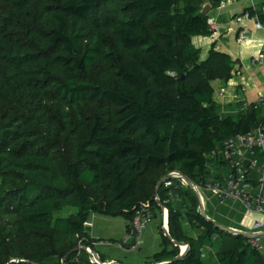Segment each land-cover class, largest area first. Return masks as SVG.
Listing matches in <instances>:
<instances>
[{
	"label": "trees",
	"instance_id": "16d2710c",
	"mask_svg": "<svg viewBox=\"0 0 264 264\" xmlns=\"http://www.w3.org/2000/svg\"><path fill=\"white\" fill-rule=\"evenodd\" d=\"M207 1L215 8L222 0H0V68L15 70L5 85L0 79V170L22 171L0 190V264H91L74 249L98 241L88 233L92 214L123 217L126 230L146 203L159 215L160 170L178 168L195 184L222 178L208 175V155L264 127L263 107L241 103L224 116L214 101L213 81L239 70L215 44L203 59L193 42L212 36L201 12ZM110 2L108 31L97 15ZM263 9L245 13L264 21ZM28 71L46 75L53 90L41 95L39 83L21 77ZM186 188L176 184L167 207L169 233L188 243L187 254L175 261L180 247L162 233V248L144 264H207L206 243L225 236L218 264H264L250 238L206 219L196 194L182 197ZM167 193L162 186L158 195ZM65 206L76 213L53 220ZM184 225L202 234L188 236Z\"/></svg>",
	"mask_w": 264,
	"mask_h": 264
},
{
	"label": "built area",
	"instance_id": "2783aa9c",
	"mask_svg": "<svg viewBox=\"0 0 264 264\" xmlns=\"http://www.w3.org/2000/svg\"><path fill=\"white\" fill-rule=\"evenodd\" d=\"M226 2L227 0H222L219 8L224 7ZM249 18L252 17L248 13H244L237 20L242 23ZM208 23L212 31V37L215 38L218 33L215 19L210 16ZM256 28L264 30V21H260L258 17ZM242 33H245V31H242ZM262 57V54L258 55L254 61H260ZM250 106L264 108V97L254 103H242L243 109H247ZM208 157L225 163L229 172L222 178L210 177L201 184L193 183L191 188L202 197L203 202L202 190L215 198L221 206L231 203L239 204L246 210L248 217L259 216V219H254L252 222V232L258 235L250 239V244L258 252L264 253V236L262 235L264 233V127L256 128L246 135H237L226 139L222 148L212 152ZM168 176L169 178L163 184L164 188L168 190L166 198L162 199L159 195L155 197L161 207L159 218L163 230H169V209L167 205L173 197H176L172 189L176 187V184L182 187H190L182 172L172 171ZM155 218L156 214L151 204H144L135 212L125 235L114 242L113 245L128 252L140 249L143 244V232ZM188 247L181 246L180 254L185 253ZM87 251L90 253L91 264L119 263L116 260L103 262L99 254L97 256L91 255L90 247Z\"/></svg>",
	"mask_w": 264,
	"mask_h": 264
},
{
	"label": "crops",
	"instance_id": "0c3cea01",
	"mask_svg": "<svg viewBox=\"0 0 264 264\" xmlns=\"http://www.w3.org/2000/svg\"><path fill=\"white\" fill-rule=\"evenodd\" d=\"M259 4H264V0H227L225 6L222 8H219V6L214 8L212 6V10L209 14L215 19L218 28L217 36L215 38L212 36H199L193 39L194 44L201 48L203 59L207 58L210 49L215 44L218 51L227 53L233 60L238 61L236 68H238L239 74H236L233 79L229 81L220 79L213 81L215 90L214 101L220 107V112L224 116L236 115L238 112V105L241 103H254L258 99L264 97V30L256 28L257 16L256 18L252 17L245 19L242 23L237 20L247 9L256 7ZM242 31H245V33H242ZM261 54L263 55L262 59L260 61H254V59ZM228 172V167L222 165L217 171V176H225ZM96 215L97 214H92L90 225H88L90 238L94 240L107 239L104 237L112 239L113 237L108 234L94 232V222L92 220ZM127 223L128 221L125 219L126 228ZM186 226L187 225H184L183 227V231L186 235L196 238L202 234L200 229ZM124 235L123 233L117 240L121 239ZM96 245L100 244L96 243ZM210 245L209 242L206 243L203 252L205 253L208 251L210 254L214 253L216 259L217 252L226 244L222 241L220 245H214L215 247H211ZM161 248L162 232L159 249ZM155 253L146 254V260H149ZM105 260L109 262L111 260H116V258H108L106 255ZM119 260L126 264L142 263L136 262L139 261L140 258L134 255H130L129 258L126 259L117 258L116 261ZM216 263L218 264V262Z\"/></svg>",
	"mask_w": 264,
	"mask_h": 264
},
{
	"label": "rangeland",
	"instance_id": "374dc122",
	"mask_svg": "<svg viewBox=\"0 0 264 264\" xmlns=\"http://www.w3.org/2000/svg\"><path fill=\"white\" fill-rule=\"evenodd\" d=\"M123 3H118V6H122ZM117 3L116 2H110L107 4H104L101 6L98 15L99 16V21L105 26V29L109 31L110 27L114 26L115 20L113 14L114 10L116 7ZM1 78L4 84L7 83L9 79L14 77V71L15 70H9L8 68L1 67ZM10 71V73L8 72ZM47 74V73H46ZM36 72H21V77L27 80H32L35 81L38 84V90H41V95H45L47 91H52L53 86H48L47 82V76L42 75L39 76ZM55 75L57 77H64L65 76V70L62 68H57L55 71ZM16 81V80H15ZM5 87V86H4ZM4 94V91L2 92L1 95ZM37 100H40L37 98ZM37 122V121H36ZM35 122V123H36ZM222 163L219 162L218 160L213 161L209 166H208V175L209 176H217V171L219 168L222 167ZM172 171H179L178 168L174 169H162L160 170V173L162 174V177L165 175H168ZM22 173L21 169L18 167L15 168V170L10 171L8 168H3L0 170V190H3L4 193L8 192V189H10V185L6 184L4 182V179L7 178V181H11L12 179H15L17 182V177ZM26 173V172H24ZM219 176V175H218ZM2 191V192H3ZM186 193L183 194L182 197H193L196 192L191 188L187 187L186 188ZM197 195V194H196ZM202 195L204 197V204L206 207L207 212H212L214 216L219 217L220 219H223L225 222H227L232 228L239 229V230H244V231H253V220L254 219H259L260 217L257 215H253L251 217L247 216L246 210L239 204H228L226 206H221L218 204L217 200L213 198L209 193L205 192L202 190ZM7 194H4L3 197H6ZM179 203V202H177ZM181 203V201H180ZM199 210V208H198ZM76 213V209L71 207V206H65L61 207L58 210L54 211L52 214V219L55 220L58 217H69L72 216L73 214ZM93 223V230L94 232L97 233H104L108 234L112 239H116L120 237L123 233H126V224H125V219L122 217H111V216H106V215H101L97 214L95 218L92 220ZM161 220L159 218V215L156 216L155 220H153L151 223L148 224L147 228L143 232V244L141 245V248L135 251H125L123 249L117 248L113 245L114 242H109L110 239L108 237L105 240H98L96 243H99L100 245H96L94 242L93 247L91 248V255L95 256V253L92 249L97 251V253L101 256L102 259H105L106 255L108 258H112L117 260V258L120 259H126L129 258V256H136L140 258L139 261L136 262H142L140 264H144L147 260L146 254H152L157 251H159V245L161 242V232L164 233V230L162 228V225L160 227ZM90 225V222L87 224V226ZM169 226V224H168ZM188 227V226H186ZM109 237V238H111ZM229 238L226 236L224 239H215L213 240L210 244L211 247H215L216 244L220 245L222 241H226ZM104 242V243H103ZM84 244L82 241H79V246ZM263 244H264V238H263ZM215 245V246H214ZM218 247V246H217ZM131 253V254H129ZM83 258L84 260H90V253L89 251H86V254H80L78 256V259ZM151 259V258H150ZM204 259L207 264H217V260L215 259L214 253H209L208 251L204 253ZM112 261V260H111ZM125 261V260H124ZM119 262H121L119 260Z\"/></svg>",
	"mask_w": 264,
	"mask_h": 264
},
{
	"label": "water",
	"instance_id": "95a60500",
	"mask_svg": "<svg viewBox=\"0 0 264 264\" xmlns=\"http://www.w3.org/2000/svg\"><path fill=\"white\" fill-rule=\"evenodd\" d=\"M211 10H212V4H211L209 1H207V2L202 6V10H201V12H202V14H209ZM168 178H169V176L166 175V176H164V177L159 181V183H158V185H157V188H156V195L159 194V191H160L161 187L163 186L164 182H165ZM184 178H185V180H186L188 186L193 187V183H192V181H190V179H188V177H186L185 175H184ZM196 194H197V196H198V198H199V212H200V213H201L206 219H208L209 221H211L212 223H214L215 226L219 227L222 231L227 232V233H230V234H232V235H236V236H237V235H243V236L248 237V238H250V239H252V238H254V237H256V236L258 235L257 233H254V232H252V231H244V230H239V229H235V228H232V227H228V226L222 225V224H220L219 222H217L216 220L212 219V218L209 217L208 214H207L206 207H205V204H204V202H203V200H202V197H201L198 193H196ZM164 235H165L168 239H170V240H171L176 246H178V247H181V246H189L188 243H186V242H182V241H176V240H174V239L171 237V235H170V233H169V230H167V229H164ZM262 235L264 236V233H263ZM88 248H89V247L79 246V247H77L76 249H74V251H79V250H85V251H87ZM90 248H92V247H90ZM188 248H189V247H188ZM92 250L94 251L95 255L97 256V255H98L97 251H95L94 249H92ZM187 251H188V249H187ZM187 251H186L185 253H183V254H180L179 257H178L177 259H175V261L180 260V259H183V258L185 257V255L187 254ZM67 256H69V254H68Z\"/></svg>",
	"mask_w": 264,
	"mask_h": 264
}]
</instances>
